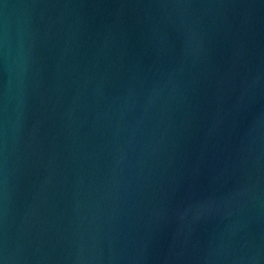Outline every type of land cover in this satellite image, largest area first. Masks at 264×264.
Listing matches in <instances>:
<instances>
[{"label": "water", "instance_id": "water-1", "mask_svg": "<svg viewBox=\"0 0 264 264\" xmlns=\"http://www.w3.org/2000/svg\"><path fill=\"white\" fill-rule=\"evenodd\" d=\"M0 264H264V0H0Z\"/></svg>", "mask_w": 264, "mask_h": 264}]
</instances>
